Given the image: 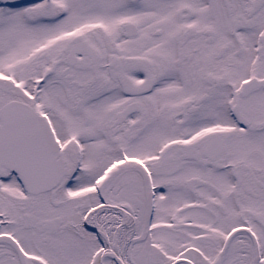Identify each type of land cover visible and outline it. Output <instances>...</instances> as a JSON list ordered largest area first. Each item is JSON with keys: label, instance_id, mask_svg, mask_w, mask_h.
Instances as JSON below:
<instances>
[{"label": "snow or ice", "instance_id": "obj_1", "mask_svg": "<svg viewBox=\"0 0 264 264\" xmlns=\"http://www.w3.org/2000/svg\"><path fill=\"white\" fill-rule=\"evenodd\" d=\"M0 264H264V0H0Z\"/></svg>", "mask_w": 264, "mask_h": 264}]
</instances>
